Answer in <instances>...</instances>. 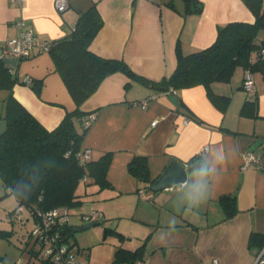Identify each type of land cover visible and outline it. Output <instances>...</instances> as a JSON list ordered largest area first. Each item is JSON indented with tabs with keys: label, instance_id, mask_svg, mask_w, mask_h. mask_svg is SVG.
Returning <instances> with one entry per match:
<instances>
[{
	"label": "crops",
	"instance_id": "crops-1",
	"mask_svg": "<svg viewBox=\"0 0 264 264\" xmlns=\"http://www.w3.org/2000/svg\"><path fill=\"white\" fill-rule=\"evenodd\" d=\"M199 1V12H184L183 0H174L175 8L164 0H68V7L58 12L53 0H0V44L22 29L57 41L74 27L81 11L95 4L102 26L89 49L158 81L175 70L177 48L184 54L206 48L214 42L219 25L254 21L242 0ZM18 20L24 25L17 26ZM259 39H264V29ZM14 67L20 79L42 80L39 94L29 83L15 84L12 93L45 128L53 129L75 109L49 53L18 59ZM252 74L255 87L250 91L243 87L245 68L240 66L229 81L211 84L213 92L229 96L224 110L211 102L203 85L156 91L121 71L107 76L81 105V120L92 116L81 147L92 159L111 154L107 172L111 191L101 196L116 207L101 205L103 218L129 213L144 226L137 236L141 250L133 264H210L212 259L218 264H254L264 250V75ZM171 94L177 103L170 100ZM247 100L254 114L242 115ZM203 146L208 149L201 154ZM221 151L224 159L217 161L215 154ZM246 151L253 152L257 162L243 168ZM134 155L146 156L153 180L170 159L188 164L202 159L208 172L153 192L148 181L128 172L127 163ZM200 185L202 191L194 199ZM141 189L152 196L140 197ZM222 196L234 198L235 212L230 216ZM94 209L98 208H90ZM78 220L69 219L72 228L82 225L80 215ZM119 233L124 236L123 228ZM252 233L255 237L249 243ZM0 260L11 262L2 251Z\"/></svg>",
	"mask_w": 264,
	"mask_h": 264
},
{
	"label": "trees",
	"instance_id": "trees-1",
	"mask_svg": "<svg viewBox=\"0 0 264 264\" xmlns=\"http://www.w3.org/2000/svg\"><path fill=\"white\" fill-rule=\"evenodd\" d=\"M173 1L164 0L175 8ZM242 1L254 15L252 23L232 21L219 25L214 42L206 48L188 54L177 48L175 70L158 81L137 75L121 60L104 58L91 51L89 45L101 28L102 19L95 4L81 11L74 27L63 38L52 41L49 51L55 70L75 103V109L66 112L51 130L45 128L13 96V86L25 84L26 81L20 79L13 72L15 67L3 62L0 56V90L8 92L3 101V114L0 115L4 120V128L0 130V180L5 193L15 199L14 208L7 211L5 217L14 220L9 216L17 207L21 209V214L23 209L27 212V216L22 215L21 222L31 218L32 225L43 212L53 208H65L71 215L70 208L83 205L88 196L93 197L102 189L111 187L107 176L110 152H104L97 159H92L90 155L88 158L83 156L85 149L81 147V142L87 126L81 120L83 112L80 109L110 74L121 71L156 91L176 92L178 89L203 85L211 102L221 110L225 109L229 96L213 92V82L229 81L239 66L264 75V53H261L264 39H259V32L264 29V0ZM183 2L184 12H199L202 8L199 0ZM29 85L39 94L42 80L30 79ZM180 103L178 101V105ZM251 109L252 102L247 100L240 113L254 114ZM127 170L138 180L153 181L149 177L146 156L134 155L127 163ZM81 184L84 185L82 191ZM220 201L227 216L235 212L233 197L222 196ZM102 218L103 215L100 222ZM72 229L69 221L62 226L64 239ZM30 230L28 234L31 237ZM117 234L123 237L119 232ZM254 237L252 233L249 243L253 242ZM70 246L74 250L73 244ZM140 250L141 246L134 250L117 247L115 258L109 264H133ZM74 252L77 254V251Z\"/></svg>",
	"mask_w": 264,
	"mask_h": 264
},
{
	"label": "rangeland",
	"instance_id": "rangeland-1",
	"mask_svg": "<svg viewBox=\"0 0 264 264\" xmlns=\"http://www.w3.org/2000/svg\"><path fill=\"white\" fill-rule=\"evenodd\" d=\"M7 94L6 90H0V115L3 114L2 99ZM3 128L4 120L0 118V130ZM83 187L84 185L81 184L80 191ZM110 189L104 188L98 193V196L97 194L93 196L94 198L88 196L83 205L70 208L72 222H77L81 212L88 213L91 211V207L101 210V205H106L109 209H114L115 203L103 200L104 194L111 191ZM112 190L114 189L112 188ZM14 205V197L5 193L0 180V251H2L4 258H7L8 261L11 260L10 264H41L42 248L28 234L33 226L31 218L22 223L16 220L11 221L5 217L6 212L13 209ZM115 210L119 212L118 209ZM22 215L23 217L27 216L25 209H23ZM104 216L99 225H92L79 231L72 229L66 237V243L68 245L73 244L74 250H79L77 256L87 264H109L115 258L114 253L117 247L121 246L132 250L138 247L136 245L138 243L137 236L140 235V230L144 227L138 221V217L129 215V213L119 217ZM78 221L80 223V220ZM105 228L110 230L106 231ZM122 228L124 236L120 237L117 232L121 231ZM3 232L4 235H2Z\"/></svg>",
	"mask_w": 264,
	"mask_h": 264
},
{
	"label": "built area",
	"instance_id": "built-area-1",
	"mask_svg": "<svg viewBox=\"0 0 264 264\" xmlns=\"http://www.w3.org/2000/svg\"><path fill=\"white\" fill-rule=\"evenodd\" d=\"M17 1L20 2L21 0ZM53 5L56 11L62 12L68 7V0H53ZM15 24L21 27L24 25V21L18 20ZM51 46V40L35 36L31 29H22L17 36L11 37L2 43L0 56L23 59L29 57L33 53H49ZM261 53H264V49L261 50ZM24 80L26 83L30 82V79L27 77H25ZM243 87L249 91L253 90L255 87L253 74L249 69H245ZM91 118L92 116H89L85 119L84 125L88 126ZM156 122L157 120L152 121L151 125L154 126ZM207 149V146H203L200 153L202 154L207 151ZM83 156L85 158L89 157V151L87 149H85ZM252 162H257V158L253 152L246 151L243 153V168L247 167ZM184 164L188 165L187 162ZM138 194L144 199H149L152 196L151 191L147 192L143 189L139 190ZM101 216L102 213L96 210L80 214L83 223L100 221ZM9 217L21 222V209L19 207L15 208ZM69 219L70 214L68 210L57 207L43 212L39 220L33 224L30 234L42 248L41 264H85L78 258L77 254L71 246L66 243V239L63 237L62 226L67 223ZM0 264H4V262L0 260ZM210 264H218V261L212 259ZM254 264H264V250L259 253Z\"/></svg>",
	"mask_w": 264,
	"mask_h": 264
},
{
	"label": "water",
	"instance_id": "water-1",
	"mask_svg": "<svg viewBox=\"0 0 264 264\" xmlns=\"http://www.w3.org/2000/svg\"><path fill=\"white\" fill-rule=\"evenodd\" d=\"M3 62L11 66H15L18 59L16 57H3ZM173 103H177L174 94L169 96ZM203 164V160L199 159L192 164L185 165L176 159H170L163 171L150 183V190L153 192L171 187L173 184L183 183L193 176ZM100 221L93 223H83L80 226L73 228L75 231L86 229L92 225H99Z\"/></svg>",
	"mask_w": 264,
	"mask_h": 264
},
{
	"label": "clouds",
	"instance_id": "clouds-1",
	"mask_svg": "<svg viewBox=\"0 0 264 264\" xmlns=\"http://www.w3.org/2000/svg\"><path fill=\"white\" fill-rule=\"evenodd\" d=\"M215 157H216L217 161H222L224 159V154H223L222 151L221 152H217L215 154ZM207 172H208L207 165H203V166H201L200 168L197 169L196 175L199 176V177H204V176H206ZM201 191H202V185L199 186V190L197 192L196 197H194V199H198L199 198V195H200Z\"/></svg>",
	"mask_w": 264,
	"mask_h": 264
}]
</instances>
